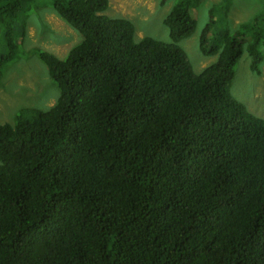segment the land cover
I'll return each instance as SVG.
<instances>
[{"label":"trees","instance_id":"1","mask_svg":"<svg viewBox=\"0 0 264 264\" xmlns=\"http://www.w3.org/2000/svg\"><path fill=\"white\" fill-rule=\"evenodd\" d=\"M202 1H176L165 44L110 0H0V79L17 18L24 35L50 5L81 36L63 59L37 51L56 103L0 124V264H264V120L231 93L245 52L262 72L264 13L213 36L211 16L217 61L196 74L177 44Z\"/></svg>","mask_w":264,"mask_h":264},{"label":"rangeland","instance_id":"2","mask_svg":"<svg viewBox=\"0 0 264 264\" xmlns=\"http://www.w3.org/2000/svg\"><path fill=\"white\" fill-rule=\"evenodd\" d=\"M177 0H110L106 15L131 20L136 28V40L150 37L170 44L169 30L164 20ZM222 0H203L198 13L195 33L177 45L187 54L196 74L217 61V56L205 55L200 46L203 30L212 16L213 30L235 31L241 23L249 22L264 13V0H231L225 14ZM42 3L47 0H36ZM264 28V23H263ZM14 39L19 48L12 62L2 69L0 79V124L14 123L22 109L49 110L57 101L60 91L53 84L48 67L37 51H46L63 59L81 42L80 34L67 25L52 9L39 7L26 19L24 35L22 23L17 18L13 25ZM208 42L211 39L208 37ZM264 57V47L261 49ZM7 52L4 28H0V58ZM234 98L242 102L255 116L264 120V62L260 75L251 71V58L245 52L236 67V77L231 89Z\"/></svg>","mask_w":264,"mask_h":264}]
</instances>
